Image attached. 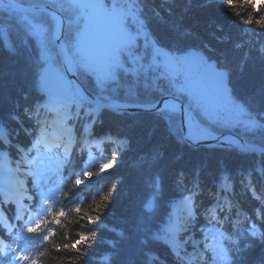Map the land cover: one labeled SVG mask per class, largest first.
Instances as JSON below:
<instances>
[{
	"label": "trees",
	"instance_id": "1",
	"mask_svg": "<svg viewBox=\"0 0 264 264\" xmlns=\"http://www.w3.org/2000/svg\"><path fill=\"white\" fill-rule=\"evenodd\" d=\"M14 1L51 6L62 13L67 25L74 18L75 8L82 17L95 8L91 0L77 3L72 12L75 3ZM99 1L108 8H126L130 15L127 25L138 31L137 24L142 26L160 51L178 60L201 52L206 56L204 62H215L225 78V97L232 106L227 110L226 106L213 108L214 104L221 105L216 101L219 93L210 101L204 96L210 93L193 88L184 75L176 81L159 80L155 85L152 77L137 70L134 77L142 82L130 75L125 86L117 80L123 77L120 72L98 87L93 74L85 70L80 52L91 53L111 38L110 32H104L107 22L101 20L98 11L100 32H75L71 24V32H65L77 76L91 94L106 102L138 105H154L166 96H176L213 132L235 133L250 144L264 147V1ZM53 28L54 21L46 13L26 14L0 2V166L7 156L19 171L24 154L41 136L40 123L46 115L54 116V110L70 113L65 124L80 147L85 145L88 121L94 118V137L106 139L102 159H116V165L102 176L100 166L87 170L85 156H77L81 163L65 169L69 180L54 234L43 251V264H206L201 252L171 230L174 214L186 199L196 208L191 228L195 240L202 239L199 229L202 232L215 223L228 235H237L240 261L234 264H264V154L240 153L223 146L196 148L184 140L179 114H116L86 104L63 71ZM91 36L94 39L85 45L83 38L90 40ZM142 43L140 39L139 47ZM147 51L150 57V48ZM50 68L66 79L65 83L59 79L56 91L41 79ZM58 102L63 103L62 108L57 107ZM76 170L81 174L88 171L82 185L75 182ZM26 187L27 193L31 184L26 182ZM218 194H227L230 206L227 212L213 216L211 223L212 218L205 217L206 208L221 197ZM23 211L28 214L25 207ZM61 212L64 216L58 215ZM18 215L19 206L0 193V237L6 241L7 228L21 224ZM72 241L79 251L65 250ZM198 248L203 250V244Z\"/></svg>",
	"mask_w": 264,
	"mask_h": 264
},
{
	"label": "rangeland",
	"instance_id": "2",
	"mask_svg": "<svg viewBox=\"0 0 264 264\" xmlns=\"http://www.w3.org/2000/svg\"><path fill=\"white\" fill-rule=\"evenodd\" d=\"M92 4L95 8L93 10H88L87 16L82 17V26L87 30H90L94 24L98 23L97 11L101 18H103V22H107L105 25L106 32H110L111 38L108 41L107 45L100 47V49L93 51L92 53H85V51H80L82 60L85 64V70L89 73H92L95 77V83L98 87H101L103 81L108 77L113 78L122 72V78L118 76V82H121L122 85L127 84L130 75L134 78L135 81L141 83V79L134 77L135 71L141 70L145 72V77H152L155 80V85L159 83V80H177L182 77V75L186 76L189 79L190 84L193 88L199 90H205L208 84H204V79H202L203 70L205 68V63L201 66H197L194 64V60L191 57L177 59L174 56L164 53L160 51L158 47L151 41L148 40L146 32H144L143 27L137 24V27L141 30H135L127 25V20L130 17L126 8L112 5L110 8L105 6L99 0H91ZM258 2H263L264 0H257ZM70 3H75L73 0H68ZM65 5H68L64 2ZM75 5L71 6V12L74 10ZM77 8L74 10V16L77 14H81ZM85 14V13H84ZM101 21V20H100ZM101 23V22H100ZM110 26V27H109ZM142 39V46L139 47V40ZM86 45H90L87 43ZM150 48L151 56L149 57V53L147 49ZM83 64V63H82ZM60 75V79L65 83L66 79L62 74ZM210 87V86H209ZM210 94L204 95L207 99L211 101L212 95L219 93L218 98L216 97V101H218L221 105L212 106L213 108L220 109L223 106H226L224 110L231 108L232 103L229 102L225 97V93L219 91L218 89L208 88L207 90ZM203 93V92H202ZM227 105L223 104L227 101ZM95 125L94 118L90 119L87 128L93 129ZM46 143V141H43ZM71 148H69L68 152L61 153L62 156L68 158L66 160L67 165H70L75 159L73 156L75 155V144L72 140ZM95 145V144H94ZM96 150L99 151L98 159L93 155V150L87 149L86 155L91 165V169L100 166L102 168L101 175L103 176L110 170L114 168L116 165V159L107 161L105 159H100V151L102 150V143L96 144ZM37 143H34L32 146L31 152L37 151L36 149ZM48 147V146H47ZM30 153V151L28 152ZM5 164L0 166V173H3V178L0 181V190L6 195L7 198L12 201L19 202L22 206V202L19 200L20 193H22L23 188L25 186L24 181L18 187L16 185V181L18 179V172L23 174H28L31 176L32 171L31 168L33 166L32 161H27L24 167H21V171H15L11 166L8 157L6 156ZM82 179L78 177V182H81ZM6 188V189H5ZM8 188V192H7ZM24 206V205H23ZM195 206L192 204L191 200L186 199L183 201L182 205L178 208L175 214V220L172 224L171 230L173 233L180 235L184 240L189 242L192 246L197 247L198 242L194 239V234L192 231V223L189 225L188 220L192 221L195 219ZM204 238L202 239L203 244H206L207 241V233H205ZM194 247V248H195ZM197 251H202V249H198Z\"/></svg>",
	"mask_w": 264,
	"mask_h": 264
},
{
	"label": "water",
	"instance_id": "3",
	"mask_svg": "<svg viewBox=\"0 0 264 264\" xmlns=\"http://www.w3.org/2000/svg\"><path fill=\"white\" fill-rule=\"evenodd\" d=\"M6 7L11 10L26 13V14H37V13H46L50 15L51 19L54 21V34L53 40L57 46L58 54L61 58V64L65 75L68 77L71 86L73 87L76 94L86 103L95 106L101 110L111 111L116 114H135V113H149L157 114L161 113L165 108L166 101H171L177 104L178 113L180 114V127L181 133L184 140L190 145L196 148H211V147H229L234 150L239 151L240 153H254L257 155L264 154V147H260L254 144L246 142L242 137L236 135L235 133H223L216 134L214 140H201L194 141L192 140L186 130V120L191 115L190 108L186 105L184 100L176 96H166L159 103L151 106L145 105H125V104H114L106 103L100 97L91 94L85 86L80 82L75 68L68 67L67 61V47L65 44V32H66V21L65 17L57 11L55 8L45 5V6H26L22 5L13 0H0ZM58 23H61L60 33H56V27ZM194 62L197 66L201 65L202 62L206 60V56L201 52H195L193 55ZM205 68L203 70L202 79H213L217 81L218 86L221 90L227 92V84L225 78L221 75L217 68L215 62H206ZM41 79L48 84V86L53 90H58L60 77L57 76V69L50 68L44 72L41 76ZM60 79V80H59ZM62 96H66V91L64 89ZM233 141V142H232Z\"/></svg>",
	"mask_w": 264,
	"mask_h": 264
},
{
	"label": "bare ground",
	"instance_id": "4",
	"mask_svg": "<svg viewBox=\"0 0 264 264\" xmlns=\"http://www.w3.org/2000/svg\"><path fill=\"white\" fill-rule=\"evenodd\" d=\"M61 31V23H58V26L56 27V33H60ZM67 61H68V67L72 68L73 66V60L67 53ZM208 89V87H207ZM118 102H114V104H117ZM165 108L170 111H178V106L176 103L171 101H166ZM193 115H190L186 120V130L189 135V137L194 141H201V140H214L215 136L210 134L206 129L200 128L192 118ZM233 142V141H232ZM70 147V144H68V148ZM81 162H78L75 166L79 165ZM6 189V188H5ZM8 192V188H7Z\"/></svg>",
	"mask_w": 264,
	"mask_h": 264
},
{
	"label": "snow or ice",
	"instance_id": "5",
	"mask_svg": "<svg viewBox=\"0 0 264 264\" xmlns=\"http://www.w3.org/2000/svg\"><path fill=\"white\" fill-rule=\"evenodd\" d=\"M58 215L59 216H64V213L61 212ZM53 219H56V216H54ZM28 231L31 232V233H35V232L39 231V226L29 228ZM50 239H52V237H50ZM65 250H67V251H79V246L76 244L75 241H72L71 243H69L67 245ZM7 251H8V245L6 243L0 242V253H3L2 256L7 255ZM45 254L46 253H41L37 257H31L29 255H23V256L17 257V259L23 260L25 262H31V264H43V260L41 258ZM2 256H0V257H2Z\"/></svg>",
	"mask_w": 264,
	"mask_h": 264
},
{
	"label": "flooded vegetation",
	"instance_id": "6",
	"mask_svg": "<svg viewBox=\"0 0 264 264\" xmlns=\"http://www.w3.org/2000/svg\"><path fill=\"white\" fill-rule=\"evenodd\" d=\"M54 1H58V2L61 1V2H65V3L68 2V0H54ZM73 2L82 3V0H73ZM71 22H72V20H69V23H71ZM73 23H74L73 25L76 27L75 32H82V13L76 15V20ZM84 29H86V28L84 27ZM99 30H100V25H99V23L96 22L94 24V26L90 28L89 32H98ZM86 32H87V29H86ZM205 81L207 83L215 82V85L218 84L217 81H215L213 79H205Z\"/></svg>",
	"mask_w": 264,
	"mask_h": 264
}]
</instances>
